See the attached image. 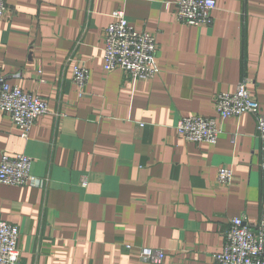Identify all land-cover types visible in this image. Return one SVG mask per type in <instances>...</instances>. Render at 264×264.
Listing matches in <instances>:
<instances>
[{"label":"crops","instance_id":"1","mask_svg":"<svg viewBox=\"0 0 264 264\" xmlns=\"http://www.w3.org/2000/svg\"><path fill=\"white\" fill-rule=\"evenodd\" d=\"M215 1L213 24L194 27L177 21V0H8L0 80L49 104L28 139L0 113V163L25 154L47 180L43 188L0 184V214L20 230L21 264H149L144 248L164 251L163 264H217L230 222H259L255 117L224 121L215 145L177 132L182 118H216L215 97L244 78L264 113V0ZM118 10L156 36L155 79L105 70V31ZM74 64L90 70L83 96ZM225 167L230 186L218 183Z\"/></svg>","mask_w":264,"mask_h":264},{"label":"built area","instance_id":"2","mask_svg":"<svg viewBox=\"0 0 264 264\" xmlns=\"http://www.w3.org/2000/svg\"><path fill=\"white\" fill-rule=\"evenodd\" d=\"M215 0H177V21L194 27L213 24ZM8 0H0V21L5 20ZM114 21L105 31L103 52L107 72L124 71L135 80H153L159 74L158 42L156 36L135 30L121 10L113 13ZM73 83L83 96L90 80V70L80 64L73 66ZM252 81L244 78L234 93H220L215 97L216 118L190 116L177 124V132L187 142L215 145L223 134V123L229 118L244 114L255 117L258 138L263 143L261 168L264 171V113L259 102L252 96L248 86ZM0 113L8 114L23 139H28L35 122L49 113L48 101L40 95L27 93L4 79L0 80ZM32 159L20 154L4 155L0 163V184L13 187L43 188L47 180L32 174ZM234 173L231 168H221L218 183L230 186ZM87 186V181H83ZM18 226L5 221L0 214V264H21L18 243ZM131 246H127L130 249ZM140 259L149 264H163L166 253L162 250L144 248ZM217 264H264V205L258 223H251L247 216L235 218L224 233L223 251L214 255Z\"/></svg>","mask_w":264,"mask_h":264}]
</instances>
